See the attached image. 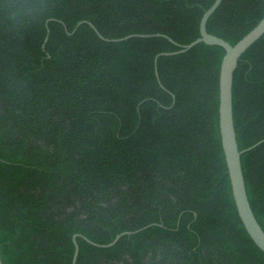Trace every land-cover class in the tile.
Returning a JSON list of instances; mask_svg holds the SVG:
<instances>
[{"label": "trees", "instance_id": "1", "mask_svg": "<svg viewBox=\"0 0 264 264\" xmlns=\"http://www.w3.org/2000/svg\"><path fill=\"white\" fill-rule=\"evenodd\" d=\"M215 0H0L3 264H264L239 216L219 127L225 50L199 43ZM264 0H223L208 32L238 42ZM92 22L108 38L101 39ZM49 29V32H48ZM48 36L47 41H45ZM243 150L264 139V35L241 57ZM264 229V142L242 154Z\"/></svg>", "mask_w": 264, "mask_h": 264}, {"label": "water", "instance_id": "2", "mask_svg": "<svg viewBox=\"0 0 264 264\" xmlns=\"http://www.w3.org/2000/svg\"><path fill=\"white\" fill-rule=\"evenodd\" d=\"M223 0H215L213 4L205 10L203 15L201 16L200 23H199V32L200 36L193 40L188 44H177L180 47L179 50L173 52H161L157 54L155 57V72L157 79L162 87L163 84L161 83L157 63L158 58L160 56H168L178 53H184L199 43H205L207 45H217L221 46L225 50V54L221 61L220 66V74H219V127H220V134H221V142L222 148L225 155L226 165L228 168V173L230 177L232 193L235 200V204L239 213V216L247 230L248 234L254 241V243L264 252V229L258 222L252 206L250 204L248 193L246 189L245 177L242 168V154L246 151H249L259 144L264 142V139L258 141L257 143L247 147L243 150H240L237 140L235 122H234V108H233V82H234V74L238 67L239 61L242 55L264 35V16L258 22V24L251 29L245 36H243L238 42L235 44H231L228 40L214 35L207 30V24L209 18L213 15V13L217 10ZM87 23L93 28V30L97 33V35L105 40L110 42H118L124 41L132 37L141 36V37H148V36H166L163 34H128L124 37L120 38H108L103 36L100 31L96 28V26L88 21L82 20L76 24L73 28L71 33H74L77 28L83 24ZM49 32V29H48ZM171 41L175 42L172 38L166 36ZM48 36L46 37L45 41H47ZM152 225V224H150ZM150 225L141 227L137 230L133 231H124L118 234L111 242L106 244H100L90 240L85 235L77 233L73 236V243H74V254L72 259V264L77 263L78 255H79V244L77 241V237L81 236L90 244L98 247L108 248L112 247L116 242L123 236V235H130L142 231L149 227ZM0 264L2 263L1 255H0Z\"/></svg>", "mask_w": 264, "mask_h": 264}]
</instances>
